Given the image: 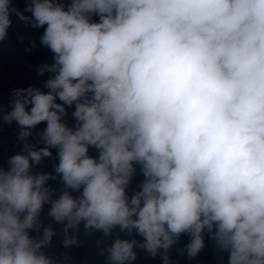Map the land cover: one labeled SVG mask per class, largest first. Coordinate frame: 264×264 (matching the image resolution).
Here are the masks:
<instances>
[{
	"label": "clouds",
	"instance_id": "clouds-1",
	"mask_svg": "<svg viewBox=\"0 0 264 264\" xmlns=\"http://www.w3.org/2000/svg\"><path fill=\"white\" fill-rule=\"evenodd\" d=\"M24 11L0 0V41L13 14L46 25L54 62L38 71L53 75L47 92L14 89L2 116L20 126L25 154L0 167V264H56L43 251L55 234L41 231L45 204L66 248L81 222L106 238L117 227L144 238L117 236L108 264H131L135 248L162 249L169 264L183 234L178 251L194 258L205 231L228 264H264V0H30ZM73 104L75 128L63 122ZM42 122L35 150L27 138ZM52 148L57 199L47 186L56 177L31 171ZM134 162L145 180L129 198Z\"/></svg>",
	"mask_w": 264,
	"mask_h": 264
},
{
	"label": "water",
	"instance_id": "water-1",
	"mask_svg": "<svg viewBox=\"0 0 264 264\" xmlns=\"http://www.w3.org/2000/svg\"><path fill=\"white\" fill-rule=\"evenodd\" d=\"M65 8L71 0H62ZM30 0H12V6L17 8L25 16L31 17L30 12H25L27 4ZM12 24L7 30V36L0 41V167L5 170L9 168L8 160L11 156L24 153V142L18 139L20 126L15 122L11 124L3 121L2 116L11 111L12 105L10 99L14 89H22L28 87L40 88L42 91H49L44 87L45 81L52 76V73L39 75V67L43 64L53 63V53L42 45L41 37L44 33L46 25L41 28H33L31 25L21 21L15 14L11 15ZM93 22H99L98 15H92ZM91 94L89 93V97ZM57 103H62L57 98ZM66 107V116L63 122L69 127L75 128L76 121L72 115L75 104ZM46 127V122H42L32 129V135L27 141L34 146L35 150H39L45 145L42 143L39 133ZM52 155L42 159L39 165L33 164L32 173H48L56 177L47 182V186L54 190L53 199H57L64 186L60 177L54 171V167L59 163L57 156L58 149H50ZM88 155L92 158H98L99 152L95 147H89ZM135 173L132 176L126 195L131 198L135 192L140 191V185L145 180L142 172V166L139 163L133 164ZM74 197L80 195V191H72ZM51 205L45 204L39 216V221L43 227L51 226L54 236L50 244L43 249L46 255L50 256L56 264H108L107 246H110L114 239L118 236L121 239H133L143 242V237L136 234L135 231L129 235L126 231L121 232L117 227L111 237H104L102 232L89 230L85 231L84 224L81 222L79 229L75 232L70 230V235L76 236L78 243L70 247H64V233L62 231L64 224L57 223L48 216ZM30 235L37 237L40 233L31 231ZM191 237L188 234L181 235L178 242L174 243L168 250L169 264H228V252H221L216 246L210 235L204 233V248L200 253L190 258L187 252H179V249L186 248ZM137 258L131 264H163V250H158L155 256L149 254L146 250L135 248ZM103 252V254H101ZM67 258V259H66Z\"/></svg>",
	"mask_w": 264,
	"mask_h": 264
}]
</instances>
